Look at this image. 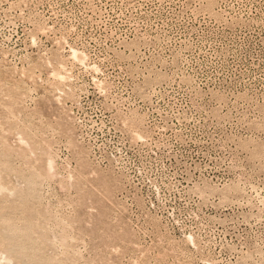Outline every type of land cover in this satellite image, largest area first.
Here are the masks:
<instances>
[{
	"label": "rangeland",
	"instance_id": "374dc122",
	"mask_svg": "<svg viewBox=\"0 0 264 264\" xmlns=\"http://www.w3.org/2000/svg\"><path fill=\"white\" fill-rule=\"evenodd\" d=\"M0 264H264V0H0Z\"/></svg>",
	"mask_w": 264,
	"mask_h": 264
}]
</instances>
